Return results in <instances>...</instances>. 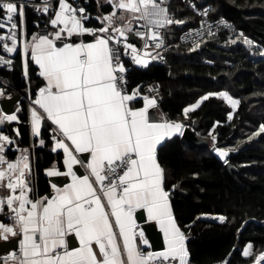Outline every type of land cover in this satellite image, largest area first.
<instances>
[{
	"label": "snow or ice",
	"instance_id": "6c2138e0",
	"mask_svg": "<svg viewBox=\"0 0 264 264\" xmlns=\"http://www.w3.org/2000/svg\"><path fill=\"white\" fill-rule=\"evenodd\" d=\"M104 4L110 5L111 11L96 17L99 27H90L85 26L89 15L83 7L58 0V9L49 19L52 31L33 33L29 38L23 28L22 0H0V29H6L0 34V48L7 54L16 53L20 42L24 77H30L31 62L37 66L36 75L43 83L37 86L31 100V134L40 137L42 122L50 121L55 126L51 129V151L63 152L64 170L54 163L45 170L46 175L70 180L62 187L52 183L50 194L40 195L38 190L33 194L32 153L29 148H19L16 140L2 129L13 121L19 123L16 113L21 109L17 106L15 112H9L0 108V190H6L0 192V214L7 216V222L0 221V240L15 238L12 244L19 245V251L9 252L0 264H190L187 236L174 216L165 169L158 158L168 141L184 135L186 125L163 113L150 114L149 110L158 106L156 96L143 95L140 86L128 90V69L122 61V50L123 55H130L132 62L142 67H147L150 60H163L156 51L166 49L162 29L183 25L186 20L174 18L169 12V0H104ZM98 6H103L99 0ZM34 7L48 14L52 0H42ZM191 7L202 16L210 11H201L194 4ZM139 20L145 22L141 26L144 31L134 27L133 22ZM221 26L231 29L223 20L217 22V28ZM85 35L91 36V42L73 39ZM130 35L143 41L141 48L128 42ZM202 35L196 30L181 39H191L189 50L195 51ZM207 35H215L211 25ZM240 38L251 48L252 40L243 33ZM258 54L264 56V50ZM12 63L11 58L0 54V65L11 67ZM7 84L0 82V99L11 101L14 97L7 92ZM148 91L159 94L158 86H149ZM141 95L143 106L137 107V97ZM213 95L231 106L233 111L227 114L231 121L241 101L226 91L207 93L184 107L185 119ZM219 123L216 121L213 128ZM14 131L19 136V130ZM262 133L264 122L248 135V140ZM209 135L213 152L231 167L227 157L237 149L219 147L216 136L212 132ZM44 144L45 140L39 139V145ZM13 145L19 155L9 159L6 153ZM177 187L172 185V190ZM138 210H143L147 221L158 226L163 234V250L141 247L149 245V238L144 229L138 230ZM213 219L223 223L226 217ZM73 240L78 241V246L72 244ZM242 255L254 256L252 264L264 262V251L254 252L252 243L244 247Z\"/></svg>",
	"mask_w": 264,
	"mask_h": 264
},
{
	"label": "trees",
	"instance_id": "16d2710c",
	"mask_svg": "<svg viewBox=\"0 0 264 264\" xmlns=\"http://www.w3.org/2000/svg\"><path fill=\"white\" fill-rule=\"evenodd\" d=\"M191 1L197 7L210 6L209 18H223L237 34L231 37L222 31L208 36L200 44L206 43L203 51L199 48L190 51L192 46H176L181 34L188 27L196 26L199 18L181 0H171L169 12L186 23L167 28L163 65L152 64L145 71L135 68L129 71V89L140 83L159 85L161 113L171 120L190 124L198 121L195 134L208 143L196 148L177 138L158 153L161 165L167 170V190H171L172 185H180L181 193L171 192V204L176 221L187 236L190 264H215L225 260H230L231 264H252L254 256L244 257V247L252 243L254 252L264 251V133L248 140V135L264 122V56L258 54L264 50V0ZM88 2L90 15L95 18L91 23L99 27L96 17L106 9L98 6L95 0ZM40 24L42 20L32 10L25 9L27 34ZM241 33L254 42L251 48L243 43ZM231 40L236 42L231 43ZM189 52L196 54L187 57ZM15 59L19 60V55ZM170 74L173 80L169 79ZM0 77L11 79L14 91L25 89L26 83L15 62L13 70L0 71ZM222 91L241 101L231 121L227 118L233 111L231 106L215 95L203 101L185 119L184 107L207 93ZM24 103L19 136L12 135L20 148H29L32 153L33 194L36 190L40 195L49 194L51 188L44 173L54 163L60 164L62 154L50 151L51 140L47 133L43 135L45 144L37 146L30 133ZM216 121L220 123L213 128ZM210 132L216 136L217 146L237 149L227 157L236 172H228L225 163L211 152ZM220 215L226 217L223 223L200 219L201 216Z\"/></svg>",
	"mask_w": 264,
	"mask_h": 264
},
{
	"label": "crops",
	"instance_id": "0c3cea01",
	"mask_svg": "<svg viewBox=\"0 0 264 264\" xmlns=\"http://www.w3.org/2000/svg\"><path fill=\"white\" fill-rule=\"evenodd\" d=\"M95 2H96L97 5H98V0H95ZM99 5H103L102 7H104V8L106 9V11L103 12V13H108V12L111 11V7H110V5H105V4H104V0H99ZM56 9H58V3L54 6V10L52 11V13H51L50 15H47L46 17H44V18L42 19V24H40L39 26H37V28L35 29V31L28 35L29 38L31 37V35H32L33 33H38V34H39V33H43V34H47L48 32L52 31V26H51V24L49 23V19H50V17L53 15V13H54V11H55ZM133 23H134V25L141 24V23H142V20L134 21ZM23 28L25 29V26H24V25H23ZM17 32H18V35H19V30H18ZM73 39H74L76 42H81L82 37H73ZM84 42H91V40L84 41ZM12 55H13V58H14L15 65H16L17 67H19V69L21 70L22 78L24 79V81H25V83H26L25 90L28 92V90L30 89V87L33 86V85H35V83H38V82H39V85H40V86H43V83H42L41 78H39V77L36 75V72H37V66H36L34 63L29 62V69H30V68L33 69L32 71L29 70L30 77H29L28 79H26V78L24 77V75H23V62H24V57H23V55H22V45H21L20 42H18L17 52H16V53H12ZM17 55H19V60H16V59H15V57H16ZM150 65H151L150 63L148 64L147 67H142V66L137 65V67H136L135 69H140V70H142V71H145L146 69H148V67H149ZM1 78H2V77H1ZM2 79H3V78H2ZM4 81H7V82H8V85H9L10 83H12V80H11V79H7L6 77H4ZM140 84H143V86L145 87L144 89H141V93H142L143 95L146 94L145 92H146V90H148L149 86H152V87H154V88H156V87L158 86V93H159V94L157 95L156 92H150V91H149V96H158L159 98H162V93H161V90H160V88H159V85H157V84H147V83H140ZM136 86H137V85H136ZM136 86H134V87H136ZM134 87H133V88H134ZM133 88H132V89H133ZM13 91H14V89H12V88H10V87L7 88V92H8L9 94H11ZM37 91H38V87H37L34 91H30V92H28L27 95H26V97H25V101H24V102H25L24 104L26 105V108H27L28 124H29V128H30V133H31V127H30V122H29V120H30V117H29V109H30V107H32L31 100L35 98V94H36ZM130 91H131V89H130ZM202 102H203V101H202ZM202 102H201V103H202ZM158 104H159V103H158ZM17 106L20 107V109H21L20 112L16 113V114L18 115V117H19V123L13 121V122H11V123H8V124L2 126L3 132H4L5 134L9 135L10 137L14 138L15 140H16V137H15V135H12V134H14V133L16 134V132L14 131V129H18V126H19L20 123H21V122H20V117H21V114H22V104L15 105V106H14V111H13V112H15V109H16ZM136 106H137V107H142V106H143V100H140L139 103H138ZM157 107H159V106H157ZM155 110H156L155 114H156V113H160L159 111H157V108H156ZM165 116H166V115H165ZM156 118L159 119V116H157ZM166 118H168V117L166 116ZM168 119H169V118H168ZM179 121H181V120H179ZM53 127H55V126L52 125L50 121L44 120V121L42 122V125H41V136H40V137H33L32 134H31L32 138L35 139V140L37 141L36 144H37L38 147H42V146L39 145V139H41V138L43 139V135H44V133H47V135L49 136V138H50V140H51V137H52V135H53L51 129H52ZM177 138L181 139V136L173 137L172 140L177 139ZM172 140H171V141H172ZM16 142H17V141H16ZM169 143H170V141L167 142V144H169ZM207 144H208V143H207ZM207 144H206V145H207ZM17 145H18V144H17ZM51 146H52V140H51ZM15 147H16L15 145H13V146H9L10 150L7 151V153H6V155H7V157H8L9 159H14L16 155H19V152L15 151ZM19 148H20V147H19ZM211 149H212V148H211ZM50 151H51V147H50ZM51 152H52V151H51ZM211 152H212L217 158H219L218 155L215 154V153L213 152V150H212ZM8 153H9L10 155L12 154V156L10 157ZM52 153H61V154H62V159H61L60 164L57 165V164L55 163V165H56L57 168H59L61 171H63V170H64V166H63V152H62V150H57V152H52ZM78 155H80V156H85V155H87V154H78ZM219 159H220V158H219ZM30 160H31V158H30ZM220 160H221V159H220ZM31 162H32V161H31ZM74 167L77 168V169H79V172H80V173H83V169L80 168L79 165H76V166H74ZM162 167H163V166H162ZM164 169H165V175H166V181H165V183H166V182H167V170H166L165 167H164ZM44 175H45V177H46V178L48 179V181H49L50 188H51V184H52L50 180L60 179V177H63V176H60V177H55V176H54V177H49V176L46 175V171H45ZM66 182H70L69 178H67L66 181L62 182L61 184H59V185H57V186H58V187H62L63 184L66 183ZM166 190H167V188H166ZM4 191H6V190H0V192H4ZM51 191H52V188H51V190H50V193H51ZM169 191H170V200H171V192H172V189L169 190ZM50 193H49V194H50ZM5 210H6V209H5ZM138 213H143V210H138L137 213H136V216H137ZM143 216L146 218V213H143ZM200 219H203V220H216L217 222H220L219 220H217V219H213V217H209V216H201ZM146 220H147V219H146ZM0 221L7 222V216H6V215H3V214H0ZM153 223H154V222H153ZM139 229H140V228H139V226H138V230H139ZM157 229L159 230L158 226H157ZM162 237H163V234H162ZM11 239H13V238H10V240H11ZM70 239H71V237H70ZM0 242H6V241H2V240H0ZM186 243H187V240H186ZM72 244H73L74 246H78V241H74V240H73V241H72ZM17 247H19L18 244H17ZM141 247H142L143 249H145V250H149V245H141ZM11 251H13V250H11ZM11 251H10V252H11ZM149 251H150V250H149ZM7 254H8V253H7ZM4 255H5V254H4ZM0 256H3V255H0Z\"/></svg>",
	"mask_w": 264,
	"mask_h": 264
},
{
	"label": "built area",
	"instance_id": "2783aa9c",
	"mask_svg": "<svg viewBox=\"0 0 264 264\" xmlns=\"http://www.w3.org/2000/svg\"><path fill=\"white\" fill-rule=\"evenodd\" d=\"M23 4L25 5L24 8H23V15H24V11L25 9H30L32 10L36 16L40 19V21L42 20L43 17H46L47 15H49L51 13V11L54 9V6L58 3V0H52V4H53V7L50 8L49 10V13L48 14H44L42 11H36L35 10V5H38V4H41L42 3V0H22ZM68 3L72 4L74 7L76 8H80V7H83L85 9V12L86 14L89 15V19L85 21V26H90V27H95L93 25V23H91L93 21V17H91L90 15V12H89V2L88 0H67ZM181 2L185 3L187 5V7L189 9H193L191 7V4H194L193 1L191 0H181ZM171 3V0H169V4ZM195 5V4H194ZM196 6V5H195ZM169 7V6H168ZM197 9L203 11V9H210V6H207V7H197ZM195 13H197L198 15V24L196 26H190L188 27L180 36L179 38V41L178 43L176 44V46H180V47H191L192 46V40L191 39H188V40H182L181 37L185 35V33H188V32H195L196 30H200L202 31L203 35H202V41L204 39H206L208 37L207 35V28L209 25L212 26V31L213 33H218V32H226L229 36L231 37H234L237 32L236 30L233 28V26H231V24H229L227 21V23L231 26V29L229 28H225L223 26H221L219 29L217 28V22L218 21H225L223 18H216V19H210L209 18V14H210V11L208 12V15L206 16H202L200 14H198L197 11H195ZM203 22V28L201 27V24ZM17 23L19 25V19H17ZM87 23H90L89 25H87ZM145 22L142 20V23L141 24H137V25H134V27L136 29H139L141 31H144V28H142L141 26L144 24ZM19 30V28L17 29V31ZM6 31V29H0V34L4 33ZM166 31H167V28L166 29H162V32H164V34H166ZM140 41V44L139 45H136L137 48H141L142 44H143V41L137 37ZM129 43H131L130 41H128ZM10 43V41H9ZM166 50H167V45H166V49H161V50H156V51H159L160 54L164 57L163 60H160V59H156V60H150V64L152 65H163L166 61ZM129 53H131V49L128 50ZM148 51H151L153 55H155V51H153L151 48L148 49ZM0 54L2 55H5L7 56L8 58H11L13 63H12V66L9 67L7 65H0V71H5V72H11L13 70V67H14V58H13V55L12 54H7V53H4L3 52V49L0 48ZM141 55L143 56V52H141ZM122 61L125 65V67L128 69V71L125 73V76H126V79H127V87H128V90L130 91L129 89V80H128V74H129V71L132 69V68H136L137 65H135L133 62H132V59H131V56L130 55H123V50H122ZM0 82H4V79H2L0 77ZM6 89L9 88V85H5ZM13 251H19V247H16ZM9 254V253H8ZM8 254H5L3 256H0V259H2L4 256L8 255ZM215 264H220V263H215Z\"/></svg>",
	"mask_w": 264,
	"mask_h": 264
},
{
	"label": "water",
	"instance_id": "95a60500",
	"mask_svg": "<svg viewBox=\"0 0 264 264\" xmlns=\"http://www.w3.org/2000/svg\"><path fill=\"white\" fill-rule=\"evenodd\" d=\"M91 39H92L91 36H88V35H85L82 37L83 41H88ZM129 41L131 43H135L136 45L140 44L139 39L137 37H132L131 35H130ZM205 47H206V43L199 47V51H203ZM195 54H196V52H189L186 54V56L189 57V56H192ZM169 79L170 80L174 79L171 74L169 75ZM38 85H39V82L35 83V85L30 87L28 92L34 91ZM137 86H140V91H141V89L145 88L143 86V84H138ZM9 87L13 89V84L10 83ZM136 87H134V88H136ZM28 92L25 89L21 90V91H13L10 95L12 97H14V99L11 101H7L6 98L0 99V108L7 109L9 112H13L15 105L22 104L25 101V97H26ZM145 93H146L145 95H149L148 90H146ZM156 98H157L158 103H160V98L158 96H156ZM137 99L139 101L143 100L142 95L138 96ZM155 109L156 108L150 109L149 110L150 114L155 115V112H156ZM157 111H159L161 113V111L159 110V107H157ZM182 122L186 125V127L184 129V135L181 136V139H183L185 142H187L188 144H191L192 146H194L196 148H201L202 146L206 145V140L198 137L195 134V132L198 130V121H194L191 124L188 121H182ZM224 167L228 172H236V169L232 165H231V167H229L228 165L224 164ZM66 180H67V177H60V179H55V180H50V181H51V183H56L57 185H59ZM177 186H178L177 189L174 191L172 190V191L177 192V193H181L180 185L177 184ZM136 218H137V225L139 226L140 229L145 230V235L149 238V245L151 246V247H149V250L150 251H161V250H163V247H164L163 237H162V233L157 229V226L153 222L147 221L146 218L143 216V213H138ZM69 239H70V237H69ZM13 240H15V238H13L9 241H6V242H0V255L7 254L11 250H14L17 247L18 243L12 244Z\"/></svg>",
	"mask_w": 264,
	"mask_h": 264
},
{
	"label": "rangeland",
	"instance_id": "374dc122",
	"mask_svg": "<svg viewBox=\"0 0 264 264\" xmlns=\"http://www.w3.org/2000/svg\"><path fill=\"white\" fill-rule=\"evenodd\" d=\"M217 97V96H216Z\"/></svg>",
	"mask_w": 264,
	"mask_h": 264
}]
</instances>
